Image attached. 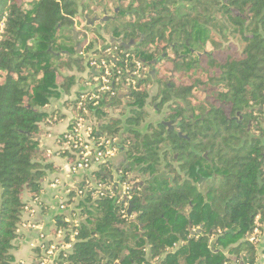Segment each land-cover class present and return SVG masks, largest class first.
I'll return each instance as SVG.
<instances>
[{"label":"trees","instance_id":"16d2710c","mask_svg":"<svg viewBox=\"0 0 264 264\" xmlns=\"http://www.w3.org/2000/svg\"><path fill=\"white\" fill-rule=\"evenodd\" d=\"M78 39L83 56L112 48L119 67L139 61L146 71L127 100L107 95L89 109L97 139L127 145L120 182L134 185L133 211L123 214L106 190L110 165L85 175L64 264H258L264 0H0V264L14 263L27 199L39 201L55 171L40 139L53 120L47 106L85 80ZM150 103L174 131L160 122L141 132ZM67 104L77 111L76 100ZM59 155L76 159L64 148ZM63 219L55 233L69 228Z\"/></svg>","mask_w":264,"mask_h":264},{"label":"built area","instance_id":"2783aa9c","mask_svg":"<svg viewBox=\"0 0 264 264\" xmlns=\"http://www.w3.org/2000/svg\"><path fill=\"white\" fill-rule=\"evenodd\" d=\"M115 57V51L108 48L104 55L100 57L92 55L88 60L89 64L84 80L85 89L74 99L77 101V111L71 108L70 125L60 139L61 148L70 150L76 156L70 166L72 174H80L81 172H89L90 174L99 170L102 165L111 166L110 169H112L113 174L115 168H112V165L115 164L120 155L121 147L127 148V145L121 146L120 137H111L105 134L97 139L95 135L98 131L97 128H99L98 116L94 115L93 117L89 112L90 108L97 110L96 108L105 102L107 95L108 100L119 95L127 100L129 90L135 88L138 79L144 78L143 72L146 70L142 67L141 62L123 60L124 66L119 67V60ZM126 58L128 59L129 55ZM129 62L132 63L131 66H129ZM116 172L118 176L112 177L113 183L111 187H106V190L110 191L111 197L122 202V213L128 215L130 202L133 201L131 190L134 189V185L121 183L120 179L123 173L120 170H116ZM72 190H76L73 197L70 196ZM85 193L86 190L77 189L76 184L65 192L64 197L60 198L59 208L65 213L63 221L70 224L69 228L59 229L56 233L53 232L51 235L55 237L54 240L49 239V234H41L39 243L32 245L35 250L37 248L42 250L40 258H37V264H64L67 254L72 252L77 235L71 225L72 222L75 224L79 222L76 205L78 200L85 196ZM99 196H104V194L100 193ZM25 211L30 212V207L27 206ZM67 234L70 235L69 239H66ZM258 234L259 232L256 230L251 236L253 243L259 242Z\"/></svg>","mask_w":264,"mask_h":264},{"label":"crops","instance_id":"0c3cea01","mask_svg":"<svg viewBox=\"0 0 264 264\" xmlns=\"http://www.w3.org/2000/svg\"><path fill=\"white\" fill-rule=\"evenodd\" d=\"M83 88H85L84 80L77 83L70 95L64 94L61 99L53 101L46 108V112L52 114L53 120L49 125L43 127L45 132L40 139L41 148L48 150L51 162L55 165V171L48 175L44 183V192L39 201L27 199L31 211H25L23 222L18 230V237L14 241L13 264H37V256L32 245L39 243L41 234H49L50 240L55 239L51 234L57 228L58 217L65 215L59 208L60 198L64 197L69 188L74 187L85 175L89 174V172L72 174L69 159L59 155V151L62 149L60 139L68 130L72 119V109L67 102L74 100L84 90ZM110 175L112 178L118 176V173L115 170ZM258 264H264L262 255H260Z\"/></svg>","mask_w":264,"mask_h":264},{"label":"rangeland","instance_id":"374dc122","mask_svg":"<svg viewBox=\"0 0 264 264\" xmlns=\"http://www.w3.org/2000/svg\"><path fill=\"white\" fill-rule=\"evenodd\" d=\"M104 17H106V16H104ZM106 39H107V41H108V43L110 44V43H112V41H113V39H112V37L110 36V35H108L107 37H106ZM83 40L84 39H82V40H79L78 39V41L79 42H81V52L79 53V56H83V54H82V52H83ZM108 44V45H109ZM77 47V46H76ZM83 57H85L86 59H88L89 58V55L88 54H84V56ZM90 58H91V56H90ZM151 70V69H150ZM83 89H85V88H83ZM151 92H153L154 90L152 89V87H151ZM146 109H147V111H148V113H149V116H148V118H147V122H146V124H144L141 128H140V130H141V132H146V129H147V127H148V124H153V125H157V124H159L160 122H162L163 121V119H164V112L162 113V112H159L158 110H157V107H156V103H150V104H148L147 105V107H146ZM111 115L112 116H115V117H118L119 116V113H117V112H115V113H110L109 114V116L111 117ZM123 117V116H122ZM124 131H121V133H119V135H121L122 133H123ZM170 160L172 161V158H170ZM263 228H264V225H263ZM259 232V231H258ZM260 235V232H259V234H258V239H259V242L261 241V245H260V247H259V253L261 254L262 253V246H263V243H264V229H263V233L261 234V236H259ZM260 260V259H259Z\"/></svg>","mask_w":264,"mask_h":264},{"label":"water","instance_id":"95a60500","mask_svg":"<svg viewBox=\"0 0 264 264\" xmlns=\"http://www.w3.org/2000/svg\"><path fill=\"white\" fill-rule=\"evenodd\" d=\"M74 38L77 40V34L74 35ZM132 44H133V42H131V44L129 46L131 47ZM76 46L78 48V53H80L81 52V42L77 41ZM125 162H126L125 155L124 154H121L119 156V159H117V161H116V163L114 165L115 170H119L120 169V166H122ZM107 175H108L109 179L111 180V175L109 173ZM134 206H135V201H131L130 202L129 209H128V215L129 216L131 215Z\"/></svg>","mask_w":264,"mask_h":264},{"label":"flooded vegetation","instance_id":"af4514ba","mask_svg":"<svg viewBox=\"0 0 264 264\" xmlns=\"http://www.w3.org/2000/svg\"><path fill=\"white\" fill-rule=\"evenodd\" d=\"M157 110H158V109H157ZM162 124L165 125V126H167V127L169 128V131H170V132H172V131L175 130V126H174L173 122H166V121H164V122H162ZM118 158H119V156H118ZM118 158H117V159H118ZM117 159H116V160H117ZM127 162H128V160H126L125 163H127Z\"/></svg>","mask_w":264,"mask_h":264}]
</instances>
